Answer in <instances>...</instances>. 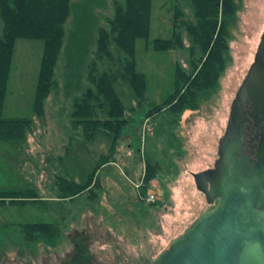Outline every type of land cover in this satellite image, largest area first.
<instances>
[{
  "label": "rangeland",
  "instance_id": "374dc122",
  "mask_svg": "<svg viewBox=\"0 0 264 264\" xmlns=\"http://www.w3.org/2000/svg\"><path fill=\"white\" fill-rule=\"evenodd\" d=\"M174 2L151 0L147 36L134 43V69L145 78L143 100L137 101L126 82L113 84L128 122L123 135L130 138L117 146L129 145L131 154L127 157L122 149L123 154H113V166L95 173L98 185L92 187V198L83 193L56 199L52 181L58 177L83 185L98 159L108 155L111 134L96 131L86 141L67 116L78 95L69 84L92 59L95 30L110 16V0L71 1L55 71L56 92L45 101L39 119L32 103L42 43L14 42L1 117L29 119L32 129L22 141L0 142V192L35 190L45 201L0 205V264H67L69 258L64 257L72 253L68 237L74 231L83 234L86 263L150 264L210 208L195 190L191 174L211 168L216 157L230 102L264 28V0H233L224 69L214 88L198 95L196 108L176 117L166 110L151 111L172 92L176 63L186 68L182 52H156L151 47L153 40L170 39ZM183 45L187 46L185 38ZM71 72L74 76L68 78ZM76 83L86 84L84 79ZM146 160L156 162L159 172L140 205L137 190ZM153 202L159 205L148 206ZM38 223L56 227L57 237L49 242L39 239L33 247L21 244L15 227Z\"/></svg>",
  "mask_w": 264,
  "mask_h": 264
},
{
  "label": "trees",
  "instance_id": "16d2710c",
  "mask_svg": "<svg viewBox=\"0 0 264 264\" xmlns=\"http://www.w3.org/2000/svg\"><path fill=\"white\" fill-rule=\"evenodd\" d=\"M71 1L0 0V142L22 141L32 129L29 119L1 117L14 42L21 39L42 43L32 103L33 112L39 119L43 116L45 101L56 92L55 71L65 38ZM150 2L110 0V16L105 17L104 25L95 30L92 59L79 74L80 78L75 73V82L69 84V90L71 88V91L78 93L77 97H73L67 116L71 127L86 141L96 131L107 132L112 139L108 155L98 159V165L83 185L58 177L52 181L56 199H73L83 193L87 198H92V187L97 188L98 185L94 181L95 173L102 166L114 162L115 148L124 140L123 131L128 122L113 84L117 80L126 82L137 101L143 100L145 78L134 69V43L147 36ZM234 10L233 0H175L170 39L153 40L151 47L156 52H182L186 68L176 63L172 92L151 111L158 113L166 110L173 117L179 116L184 110L196 108L200 93L214 88L225 66L227 23ZM184 38L186 47L183 45ZM68 75L71 78L74 72ZM83 79L85 86L76 83ZM143 163L136 201L140 205H144L147 198L149 182L157 179L159 172L156 162L146 160ZM44 201L35 190L0 192V205L37 204ZM157 205L159 202L148 206ZM15 228L12 231L20 236L18 241L29 247H33L39 239L52 241L59 233L50 224H22ZM71 235L68 238L72 243V253L65 256L64 260L69 258L67 264H89L83 255V234L74 231V235Z\"/></svg>",
  "mask_w": 264,
  "mask_h": 264
},
{
  "label": "water",
  "instance_id": "95a60500",
  "mask_svg": "<svg viewBox=\"0 0 264 264\" xmlns=\"http://www.w3.org/2000/svg\"><path fill=\"white\" fill-rule=\"evenodd\" d=\"M215 156L211 168L191 174L210 208L150 264H264V28Z\"/></svg>",
  "mask_w": 264,
  "mask_h": 264
},
{
  "label": "crops",
  "instance_id": "0c3cea01",
  "mask_svg": "<svg viewBox=\"0 0 264 264\" xmlns=\"http://www.w3.org/2000/svg\"><path fill=\"white\" fill-rule=\"evenodd\" d=\"M128 139L130 140V138H128V135H125L124 136V140L123 141H128ZM118 145V144H117ZM127 145V144H126ZM125 145V146H126ZM122 147V146H116V148H115V151H114V155L115 154H123V153H121V150L123 149L124 151V154L127 156V157H129L130 156V154H131V150H130V146L129 145H127V147ZM112 161V160H111ZM115 164V162H111V163H108L107 165H104V166H102V168H104V167H106V166H113ZM126 175H128V173L126 172Z\"/></svg>",
  "mask_w": 264,
  "mask_h": 264
},
{
  "label": "built area",
  "instance_id": "2783aa9c",
  "mask_svg": "<svg viewBox=\"0 0 264 264\" xmlns=\"http://www.w3.org/2000/svg\"><path fill=\"white\" fill-rule=\"evenodd\" d=\"M150 199H152V196L150 197Z\"/></svg>",
  "mask_w": 264,
  "mask_h": 264
}]
</instances>
